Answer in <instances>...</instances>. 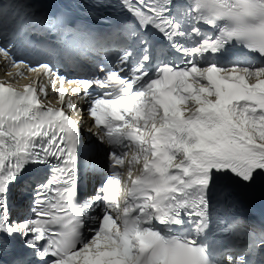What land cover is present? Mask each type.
<instances>
[{
    "label": "bare ground",
    "instance_id": "1",
    "mask_svg": "<svg viewBox=\"0 0 264 264\" xmlns=\"http://www.w3.org/2000/svg\"><path fill=\"white\" fill-rule=\"evenodd\" d=\"M244 1L249 2L250 0ZM82 43L83 42H81V44ZM93 48L95 47L91 45L84 46L83 56L86 57L87 52ZM2 63L5 62L2 60ZM250 69L244 68L242 72L236 67L232 72L240 74L249 85H258V87L264 86V67L255 65L251 70ZM231 110L234 112L235 125L239 129L234 127L235 129L232 128L226 130V132L220 131L222 142L226 148L228 157L235 162L241 161V163H250L254 166L260 167L262 165L261 160L255 156L249 157L248 151L251 149V151L258 150L264 152V144L259 142L264 141V117H262L259 112L255 111L249 104H241L238 106L232 104ZM240 128L244 129V131L240 130ZM96 141L98 142V140ZM103 146L104 144L101 143L96 154L88 159L90 165H97L96 170H104V165H102V161L104 160L102 159L101 154ZM97 172L98 171L87 170L89 176H93ZM232 264L235 263L232 262Z\"/></svg>",
    "mask_w": 264,
    "mask_h": 264
},
{
    "label": "rangeland",
    "instance_id": "2",
    "mask_svg": "<svg viewBox=\"0 0 264 264\" xmlns=\"http://www.w3.org/2000/svg\"><path fill=\"white\" fill-rule=\"evenodd\" d=\"M250 68L252 69L253 66H252V65H249V66H248V69H250ZM251 69H250V70H251ZM102 165H104V162H102ZM103 167H104V166H103Z\"/></svg>",
    "mask_w": 264,
    "mask_h": 264
}]
</instances>
